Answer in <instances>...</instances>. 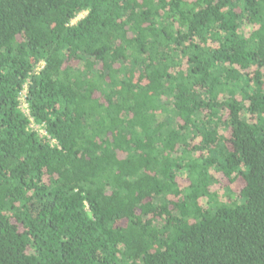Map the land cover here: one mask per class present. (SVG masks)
Instances as JSON below:
<instances>
[{
  "label": "trees",
  "instance_id": "obj_1",
  "mask_svg": "<svg viewBox=\"0 0 264 264\" xmlns=\"http://www.w3.org/2000/svg\"><path fill=\"white\" fill-rule=\"evenodd\" d=\"M0 264H264V0H0Z\"/></svg>",
  "mask_w": 264,
  "mask_h": 264
},
{
  "label": "rangeland",
  "instance_id": "obj_2",
  "mask_svg": "<svg viewBox=\"0 0 264 264\" xmlns=\"http://www.w3.org/2000/svg\"><path fill=\"white\" fill-rule=\"evenodd\" d=\"M85 14H86V12L82 13V14L78 17V20L81 19L82 17H84ZM74 22H76V20H75ZM21 108H22L25 112L28 111V106H27V104H25V101H22ZM31 128H32L33 130L38 131L39 134H40L41 136H44V135L46 134V131H45V129H44L43 127L38 126V125H36V124H34V123L31 124ZM223 183H224V182L222 181V184H223ZM223 185H224V184H223ZM224 187H225V185H224Z\"/></svg>",
  "mask_w": 264,
  "mask_h": 264
},
{
  "label": "built area",
  "instance_id": "obj_3",
  "mask_svg": "<svg viewBox=\"0 0 264 264\" xmlns=\"http://www.w3.org/2000/svg\"><path fill=\"white\" fill-rule=\"evenodd\" d=\"M81 14H82V13H81ZM81 14H79L78 17H79ZM78 17L75 18L74 21H75V20L77 21V20H78ZM74 21H73V22H74ZM43 65H44V62H42V63L40 64V67H38V70H39L40 68H42ZM26 89H27V88H26ZM26 89L23 91L22 96H21V100H22V101H25V104H27L26 99H25ZM27 106H28V105H27ZM28 111H29V110H28ZM28 111H27V113H28Z\"/></svg>",
  "mask_w": 264,
  "mask_h": 264
}]
</instances>
